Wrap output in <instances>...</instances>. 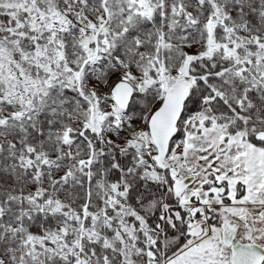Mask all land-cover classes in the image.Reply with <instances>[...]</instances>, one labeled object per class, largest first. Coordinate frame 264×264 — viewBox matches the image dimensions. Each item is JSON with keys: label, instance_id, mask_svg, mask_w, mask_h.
<instances>
[{"label": "snow or ice", "instance_id": "6c2138e0", "mask_svg": "<svg viewBox=\"0 0 264 264\" xmlns=\"http://www.w3.org/2000/svg\"><path fill=\"white\" fill-rule=\"evenodd\" d=\"M0 264H264V0H0Z\"/></svg>", "mask_w": 264, "mask_h": 264}]
</instances>
